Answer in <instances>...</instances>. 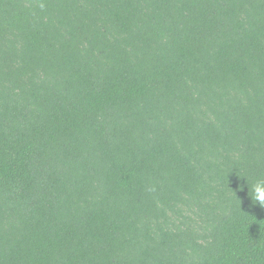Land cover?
Segmentation results:
<instances>
[{
  "label": "trees",
  "instance_id": "trees-1",
  "mask_svg": "<svg viewBox=\"0 0 264 264\" xmlns=\"http://www.w3.org/2000/svg\"><path fill=\"white\" fill-rule=\"evenodd\" d=\"M262 173L264 0H0V264H264Z\"/></svg>",
  "mask_w": 264,
  "mask_h": 264
},
{
  "label": "clouds",
  "instance_id": "clouds-1",
  "mask_svg": "<svg viewBox=\"0 0 264 264\" xmlns=\"http://www.w3.org/2000/svg\"><path fill=\"white\" fill-rule=\"evenodd\" d=\"M239 176L244 178L245 184L247 185V195L250 198V206L254 207L258 205L260 208L264 209V173L258 174L255 178H251L247 174H240ZM244 187V184L239 185L240 190ZM240 203V200H238L237 204L239 207Z\"/></svg>",
  "mask_w": 264,
  "mask_h": 264
}]
</instances>
